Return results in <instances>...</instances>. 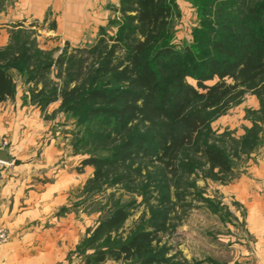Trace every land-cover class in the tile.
I'll return each instance as SVG.
<instances>
[{
  "label": "rangeland",
  "instance_id": "rangeland-1",
  "mask_svg": "<svg viewBox=\"0 0 264 264\" xmlns=\"http://www.w3.org/2000/svg\"><path fill=\"white\" fill-rule=\"evenodd\" d=\"M174 1L170 40L195 55L216 56V39L232 47L233 33L247 36L257 29L248 28L246 13L261 0ZM124 6V0H0V51L16 85L14 95L0 103V115L14 113L4 118L16 121V131L5 123L9 129L0 133V148L6 141L5 149H10L12 134L19 140L25 132V144L32 140L27 155L41 158L34 173L39 186L70 189L68 208L85 231L72 256L119 251L145 232L152 239L144 255L130 250L109 257L116 264H145L148 255L161 264H229L235 257L227 238L231 214L235 209L245 213L229 206L241 204L242 173L249 172L253 153L264 145V91L228 79L238 87L220 103L204 109L205 98L197 102L209 124L199 146L222 148L230 172L211 173L196 145L185 146L170 165L158 158L156 142L119 163L117 146L129 124L101 116L83 97L65 101L62 93L89 78L102 51L101 39L111 44L125 19ZM189 82L196 85L193 78ZM20 109L24 112L15 117ZM12 147L8 167L22 153ZM93 160L98 162L89 163ZM62 209L58 214L69 210ZM119 209L126 219L106 227V218Z\"/></svg>",
  "mask_w": 264,
  "mask_h": 264
},
{
  "label": "trees",
  "instance_id": "trees-1",
  "mask_svg": "<svg viewBox=\"0 0 264 264\" xmlns=\"http://www.w3.org/2000/svg\"><path fill=\"white\" fill-rule=\"evenodd\" d=\"M124 3L125 19L110 37L111 44L101 39L102 51L89 71V78L82 86L65 87L62 94L65 101L83 97L96 106L94 109L101 116L129 124L127 135H122L117 146L119 163L156 142L158 158L170 165L178 161L185 146H199L203 129L209 128L206 114L202 108L198 109L197 102L205 98L204 109L220 103L238 87L228 79L264 91V0L246 13L248 28L253 25L257 29L249 30L247 36L233 33L232 47L216 39L212 47L217 55L207 57L171 42L174 0H124ZM9 68L0 51V103L16 91ZM189 78L196 80V85ZM215 78L214 83H207ZM245 144L250 146V141ZM198 149L211 173L231 171L230 160L222 148L204 145ZM95 162L98 161L89 163ZM99 172L97 169L96 174ZM125 219V212L119 209L104 223L112 229ZM151 239L150 233L142 232L119 251L106 252L137 250L144 255ZM106 252L96 253L95 260L105 259ZM144 260L145 264H161L149 255Z\"/></svg>",
  "mask_w": 264,
  "mask_h": 264
},
{
  "label": "crops",
  "instance_id": "crops-1",
  "mask_svg": "<svg viewBox=\"0 0 264 264\" xmlns=\"http://www.w3.org/2000/svg\"><path fill=\"white\" fill-rule=\"evenodd\" d=\"M23 112L18 110L15 117ZM5 114L7 112L0 115V133L9 128L16 131V121H5ZM7 115L14 116V113ZM5 123L9 124V128L5 127ZM14 134L12 139L16 140L13 139L12 145L21 149L22 153L17 154L20 157L15 166L8 167V164L0 167V226L9 231L7 242L0 248V264H116V260L108 255L112 253L106 251L105 259L101 261L95 260V255L90 256L88 252L82 258L72 256L71 251L84 237L85 231L82 227L79 229L80 222L73 219L72 210L68 208L71 207L70 189L57 185L39 186L34 173L40 170L41 158L27 155L25 147L29 148L32 140L25 144V132L19 140ZM12 145L10 149L1 148L8 151L10 160L14 156ZM253 157L249 172L242 173L238 187L242 190L241 204L229 206L232 211L237 207L245 211L239 214V210L235 209L231 214L227 238L232 243L235 257L229 264H264L263 144ZM247 197L250 202H246ZM60 208L69 210L58 214ZM65 214L67 216L64 217Z\"/></svg>",
  "mask_w": 264,
  "mask_h": 264
},
{
  "label": "built area",
  "instance_id": "built-area-1",
  "mask_svg": "<svg viewBox=\"0 0 264 264\" xmlns=\"http://www.w3.org/2000/svg\"><path fill=\"white\" fill-rule=\"evenodd\" d=\"M7 145H8V143L6 141L3 142V145H2L3 149H5V147H7ZM0 150H1V148H0ZM7 163L9 164V162H4V161L0 160V167L2 165H7ZM8 238H9L8 229L3 227V226H0V248H1L2 244L7 242Z\"/></svg>",
  "mask_w": 264,
  "mask_h": 264
},
{
  "label": "water",
  "instance_id": "water-1",
  "mask_svg": "<svg viewBox=\"0 0 264 264\" xmlns=\"http://www.w3.org/2000/svg\"><path fill=\"white\" fill-rule=\"evenodd\" d=\"M0 160L4 162H9L10 157L7 150H0Z\"/></svg>",
  "mask_w": 264,
  "mask_h": 264
}]
</instances>
